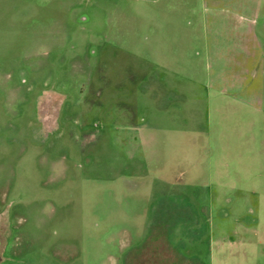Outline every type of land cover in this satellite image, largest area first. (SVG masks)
<instances>
[{
	"label": "rangeland",
	"instance_id": "obj_1",
	"mask_svg": "<svg viewBox=\"0 0 264 264\" xmlns=\"http://www.w3.org/2000/svg\"><path fill=\"white\" fill-rule=\"evenodd\" d=\"M255 94L264 0H0V264H264Z\"/></svg>",
	"mask_w": 264,
	"mask_h": 264
},
{
	"label": "crops",
	"instance_id": "obj_2",
	"mask_svg": "<svg viewBox=\"0 0 264 264\" xmlns=\"http://www.w3.org/2000/svg\"><path fill=\"white\" fill-rule=\"evenodd\" d=\"M258 27L259 26H256L255 30H257ZM212 78L215 79L214 76ZM226 78L230 79L228 75L226 76ZM221 93H222V95H224V94L228 95V91L227 90H223ZM239 94H241V95L244 94V96L246 95L245 92L244 91L241 92V90L239 91ZM254 96H255L256 99H255V101L253 100L249 104V106L254 105L258 110H263L264 103H263L262 98L258 97L257 94H255ZM246 98L247 97H245V99ZM247 99H249V98H247ZM162 203H166V202L164 201ZM172 231H175V228ZM250 232L256 233L255 231H250ZM162 234H160L159 241L164 242V244L161 245V246H158L160 254L159 253L156 254V255H160V257L158 256V258H155V256H154V258H153L154 261H152V256H153L152 254L153 253H150L147 250H143V249H146V246L147 247L149 246V243H150V238H149L150 236H149V237L145 238L146 241L143 243V246L141 247V252H139L141 254H139L137 252L133 253V255L131 257H128V264L130 263V261L133 262L134 264H168V263L169 264H207L202 259H200L197 255L189 254L188 250L185 248L184 243L178 242L176 240L177 237L176 236L174 237L173 235H171L170 240L175 242L174 243V247L170 248L169 252H168V249L166 248L165 243H167L166 240L169 237L166 236V234L165 235H162ZM250 235H252V234H250ZM173 237L175 239H173ZM218 237H220L223 240V243H222L221 247L218 244L217 249H216L218 254L222 253V255H223V259H222V263L221 264H230L229 263V258L227 257L228 255H231L232 259L235 260V256L234 255H236V252H235V249H232V245L233 244L237 245L238 243H239L240 246H244V248L241 249L239 254H238V257H239V263L238 264H257L256 253H255L254 250L249 248V246L254 245V244L251 243V241L249 242V241H246V239L244 237H241V238L239 237V240H238L239 242L237 243V241L236 240H232L231 237H227V236H224V235L222 237L221 236H218ZM210 238H211V240H210V242L208 244V248H209V245H210L211 249L209 251L212 253L214 251L213 248H214L215 242L213 241V239H214L213 236L210 237ZM155 243H156V240H155L154 244ZM163 246H164V249H165L164 251L161 250L163 248ZM213 256H215V254ZM162 260L164 261L163 263H161ZM119 261L120 260H118V262ZM121 262H122V264H124V260L123 261L121 260ZM208 264H216L215 258L213 259V261L210 259Z\"/></svg>",
	"mask_w": 264,
	"mask_h": 264
},
{
	"label": "trees",
	"instance_id": "obj_3",
	"mask_svg": "<svg viewBox=\"0 0 264 264\" xmlns=\"http://www.w3.org/2000/svg\"><path fill=\"white\" fill-rule=\"evenodd\" d=\"M176 219H177V218H174V220H176ZM172 232H173V231H171V232L168 234V237H169V238H171Z\"/></svg>",
	"mask_w": 264,
	"mask_h": 264
}]
</instances>
